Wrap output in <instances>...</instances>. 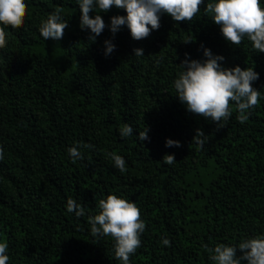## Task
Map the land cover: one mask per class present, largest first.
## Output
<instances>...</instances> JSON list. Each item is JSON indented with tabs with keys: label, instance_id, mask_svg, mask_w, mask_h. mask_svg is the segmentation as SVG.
I'll list each match as a JSON object with an SVG mask.
<instances>
[{
	"label": "trees",
	"instance_id": "16d2710c",
	"mask_svg": "<svg viewBox=\"0 0 264 264\" xmlns=\"http://www.w3.org/2000/svg\"><path fill=\"white\" fill-rule=\"evenodd\" d=\"M210 2L190 22L163 14L159 29L139 41L122 26L106 56L112 33L105 28L91 42L77 0H25L24 25L7 26L0 49V242L8 264H121L114 240L94 238L88 222L110 193L134 201L146 225L130 264H215L205 246L264 235V98L243 124L233 106L218 127L175 95L185 54L203 62L208 48L226 67L253 66V87L264 97V52L246 37L239 46L227 42L205 13ZM57 10L69 26L60 41L44 40L41 22ZM101 15L108 24L126 12ZM125 124L133 135L121 137ZM145 127L149 139L140 141ZM198 128L203 148L192 142ZM167 138L181 146L166 147ZM77 144L93 147H81L84 158L73 162L68 149ZM113 152L126 172L114 167ZM165 154L175 163H164ZM69 198L84 216L67 211Z\"/></svg>",
	"mask_w": 264,
	"mask_h": 264
},
{
	"label": "clouds",
	"instance_id": "9594fccd",
	"mask_svg": "<svg viewBox=\"0 0 264 264\" xmlns=\"http://www.w3.org/2000/svg\"><path fill=\"white\" fill-rule=\"evenodd\" d=\"M80 10L81 29L90 30L88 39L95 42L105 28L112 33V38L104 41L105 55H110L116 48L113 38L122 26H127L134 40L147 38L153 30L160 27L161 16L168 14L176 22H190L200 12L205 0H77ZM113 7L124 9L126 15H113L106 24L101 13L110 11ZM99 9V11H96ZM95 15H90V12ZM28 5L25 0H0V49L7 46L9 33L6 27L19 28L24 25ZM205 13L211 14L213 22L220 26L225 40L231 45L239 46L246 37L257 52H264V7L260 0H215L207 3ZM59 10L51 12L47 19L41 22L39 31L44 40L60 41L68 27ZM192 40H185V43ZM134 55L143 56L142 48H135ZM203 62L197 59H185L180 65L183 71L178 73L174 81L175 95L186 106L187 111L211 118L218 127H223L232 115L233 106L239 113L238 121L243 124L249 119V110L258 106L264 98L261 91L253 87V82L259 79V73L254 67L241 68L239 65L226 67L222 55H214L210 49L204 48ZM121 137L133 135V127L125 124L120 129ZM138 139H149L148 129L140 130ZM207 136L202 129H196L192 142L203 148ZM180 147V141L166 139V147ZM81 147L91 148L90 144L74 145L68 149L73 160H82ZM114 167L121 173L126 172V161L115 152L109 154ZM4 159V150L0 147V160ZM164 163H175L174 154H165ZM99 212L89 216L91 234L95 237L110 236L114 240L115 258L121 264H130V256L141 246V234L145 230V222L141 219L140 209L134 201L108 194L98 201ZM67 211L77 218L85 215V208L76 200L69 198ZM162 243L170 246L168 238ZM210 259L215 264H264V235L243 240L238 245L217 244L214 249L205 246ZM239 249V254L238 250ZM8 244L0 242V264H8Z\"/></svg>",
	"mask_w": 264,
	"mask_h": 264
}]
</instances>
